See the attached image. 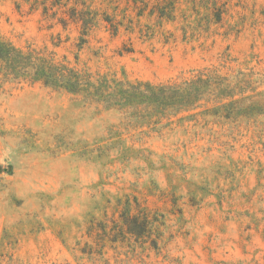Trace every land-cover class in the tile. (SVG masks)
<instances>
[{
    "label": "rangeland",
    "instance_id": "1",
    "mask_svg": "<svg viewBox=\"0 0 264 264\" xmlns=\"http://www.w3.org/2000/svg\"><path fill=\"white\" fill-rule=\"evenodd\" d=\"M0 35L157 93L0 75V264H264V0H0Z\"/></svg>",
    "mask_w": 264,
    "mask_h": 264
},
{
    "label": "trees",
    "instance_id": "2",
    "mask_svg": "<svg viewBox=\"0 0 264 264\" xmlns=\"http://www.w3.org/2000/svg\"><path fill=\"white\" fill-rule=\"evenodd\" d=\"M85 14L72 12L71 20L83 23L84 35L95 18H85ZM66 23V21H65ZM87 44L82 38L79 49ZM65 61V60H64ZM56 62L54 54L46 51L16 48L0 35V75L5 80L42 82L55 90H62L75 96H81L91 103L106 104L109 108L129 107L136 101H153L157 93L150 86L110 80L107 76L94 80L86 70L71 68L68 63Z\"/></svg>",
    "mask_w": 264,
    "mask_h": 264
}]
</instances>
